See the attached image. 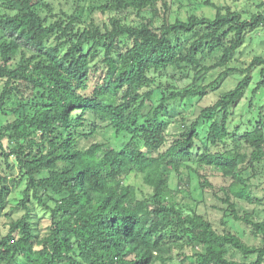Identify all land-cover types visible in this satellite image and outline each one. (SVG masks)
<instances>
[{"label": "trees", "instance_id": "obj_1", "mask_svg": "<svg viewBox=\"0 0 264 264\" xmlns=\"http://www.w3.org/2000/svg\"><path fill=\"white\" fill-rule=\"evenodd\" d=\"M251 1L0 0V264H264V56L232 66L264 33Z\"/></svg>", "mask_w": 264, "mask_h": 264}, {"label": "rangeland", "instance_id": "obj_2", "mask_svg": "<svg viewBox=\"0 0 264 264\" xmlns=\"http://www.w3.org/2000/svg\"><path fill=\"white\" fill-rule=\"evenodd\" d=\"M214 1L220 5H229L239 11L243 10L246 4L252 3L251 0H214ZM174 9L178 10V7L176 6ZM188 10H189V7H184L183 9L179 10L181 11L180 16L182 17V19L186 18V16L188 15ZM196 12L200 16H207V17H213L216 13L214 9H211L205 6L198 8ZM95 18L99 21L107 19L106 17L100 16L99 14L95 15ZM261 55L264 56V33H261L259 35L257 34L252 35V37L248 40V43L241 49L240 53L237 54L232 66L247 67L252 62L254 57L261 56ZM217 75L218 74H215L214 76L210 77L208 80V83L214 81L217 78ZM255 80L256 82L259 81L257 77ZM227 87L230 89L233 87V84L227 83ZM251 87L252 89L256 88L257 87L256 83L253 82ZM251 98H252V94H251V91H249L246 98L241 102L240 107L236 110L234 125H236L239 121H241L242 118H243L242 121H244V123L247 122V119H249V117L245 118V117H242L241 115H245ZM214 99H215L214 96H210L206 99V101L202 102V104L206 105V104L213 103ZM255 102L259 103L260 105H264V89L262 92L260 91L259 94L256 95ZM193 103H194L193 105H195L196 101H194ZM192 110L193 108L189 109V111L191 112ZM171 131L175 132L173 127L171 128ZM102 139H103L102 136L98 137V140H102ZM130 182L138 186L145 192H150L149 188L143 186L141 178L132 176V178L130 179ZM256 183H259V184L261 183L264 186V176L261 179L257 180ZM194 184L196 185V183ZM172 185L173 187L177 185V180L175 177L173 178ZM21 199H23V189L22 188L17 190L10 196L9 200H10L11 206H15L19 204ZM184 203L188 204L189 207H194L195 201H193L191 198H186L184 200ZM208 203L209 205H208L207 210H208L210 220H212L216 228L223 231L224 227L221 225L222 214L219 213L216 208L217 203L211 198H209ZM242 206L244 209L249 210V211H252L254 208V206L247 204V203H242ZM5 214L8 216H11V218L20 219L25 214V210L22 208L12 209L10 207L6 210ZM32 218H33L35 229L38 232H41V235H45L48 232V228L50 225L48 212L43 210L42 208H37V210H33ZM7 222H8V218H6V216L0 219V234H5L7 232V228H6ZM230 226L232 227L233 231L239 232L249 244L251 245L260 244L259 239H256L253 236H251L249 228L245 227L244 225L240 223H235V222H231Z\"/></svg>", "mask_w": 264, "mask_h": 264}]
</instances>
